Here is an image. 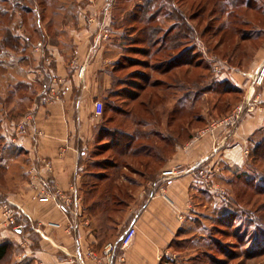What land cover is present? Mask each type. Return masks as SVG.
Masks as SVG:
<instances>
[{"label": "crops", "instance_id": "obj_1", "mask_svg": "<svg viewBox=\"0 0 264 264\" xmlns=\"http://www.w3.org/2000/svg\"><path fill=\"white\" fill-rule=\"evenodd\" d=\"M79 9L85 23L68 27L67 36L58 40L61 45H33L31 66L27 57L21 56L22 69L15 78L29 86L23 95L32 90L31 99L26 98L29 104L14 102L8 113H4V105L0 111V244L22 247L24 252L16 259L30 256L35 264H178L166 259L175 240L193 229L204 213L208 216L210 207L220 206L223 193L231 188L229 182L246 175L250 149L257 139L264 138V83L251 88L247 79L245 88L241 87L240 105L178 146L163 170L179 168L180 172L169 180L162 178L159 188H152L155 194L151 197L144 190L136 193L130 206L121 211L123 221L116 235L106 233L105 227H110L106 214L92 215L87 207L80 213L78 232H73L72 218L38 195L30 171L38 169L67 197L75 195L81 207L87 204L81 194L93 172L83 164L84 159L96 155L97 146L107 142L101 136L107 131L103 116L95 114L94 105L114 91L110 68L115 46L106 35L92 51L95 28L88 20L102 8ZM104 23L109 25L108 17ZM87 56L89 63L81 81L72 61L77 58L82 63ZM13 95L18 97L19 92L12 91L9 99ZM167 123L168 118L162 123L166 132ZM200 172L210 174L213 190L203 184ZM204 194L208 196L205 203L201 201ZM4 208L14 210L17 228L6 225ZM131 226L136 230L132 242L124 248L118 246L109 263L105 246L117 243ZM29 234L37 239H26Z\"/></svg>", "mask_w": 264, "mask_h": 264}, {"label": "rangeland", "instance_id": "obj_2", "mask_svg": "<svg viewBox=\"0 0 264 264\" xmlns=\"http://www.w3.org/2000/svg\"><path fill=\"white\" fill-rule=\"evenodd\" d=\"M146 2L147 0H0V58L2 55H7L8 59L5 60L20 70L22 69V65H20L21 56L25 55L27 65L31 66L34 64L30 55L33 45L37 46L38 44L40 48L47 45L48 42L55 45L61 37L64 39L68 27L69 29L78 28L79 21L85 23L83 19H80V17H84V13H80L79 8L83 10L102 8L101 13L95 14L88 20V24H94L95 30L97 29V31L94 30L92 36V51L97 49L98 43L105 40L104 38L108 35L113 44L116 43L119 46L114 45L113 54L122 67L115 74L117 85L114 94L112 93L105 100L99 102L104 106L108 104L112 108L117 107L123 110L129 108L130 110V106L126 107L129 100L126 93L128 88L134 83L152 86L153 81L159 78L157 67H159L160 61L164 59L161 54L154 57L153 53L157 47H152L150 43L153 38L160 39L161 35L154 36L152 34L150 36L149 33H140V30L144 28L142 22L147 23L157 7H163L162 14L151 24L154 26L153 29L160 28L167 32L175 24V14L172 10L180 11L183 18H187L186 25H181L180 29L185 30L186 26H189L194 34L192 37L190 36V42L184 37L187 44L185 46L189 51L188 57L190 56L189 58L200 68L195 70L189 78L186 77L185 79L181 75L180 80H182L183 88L178 93L175 92V87L166 93L165 89H161V94H156L153 91L155 94L152 96L154 104L150 106L149 115L141 110L139 111L141 115L138 112L137 115L152 120L150 123H154L156 126L151 129L166 138L167 132L164 129L166 127L163 128L162 126L163 121L167 120L170 112L174 116L173 108L179 98H187L188 101L181 103L182 110L179 113L181 125L178 127L177 123H172L171 133L176 136L181 133V140L188 143L206 125L222 119L221 115L230 113L235 106L241 104L240 91L241 87L245 88L247 79L251 88L259 87L253 85L252 76L264 65V0H193L188 2L186 0H171L170 4L157 0L151 2V9L147 7ZM194 2L195 8H188V5H192ZM197 3L200 8H196ZM204 8H208L207 12L204 11ZM230 15H232V22L237 18L238 24L235 27L239 34L235 36L236 39L231 36L230 31H227L232 26L231 22L227 21ZM134 16L138 17L136 21H133ZM107 17L109 25L106 26L104 21ZM207 28L208 31H206ZM223 30L227 32L225 44L217 50L219 38H216L215 35ZM9 33L20 38V45L23 50L28 48L27 52H24L25 54L22 49L16 53L5 49L2 40L7 39ZM243 34L251 36V41L241 43L237 51L233 53L236 41L242 38ZM27 38H30L31 41L26 42L25 39ZM108 38L107 40H109ZM58 44L61 45V42ZM136 50H142L145 53L138 54ZM88 63V56L82 63H79L77 58L72 61V69L81 81L84 80ZM81 68L84 69V73L79 77ZM161 79L165 80L169 87L173 86V79L170 81L166 77H161ZM2 82L0 81V83ZM3 83L4 87L8 81ZM36 88L39 90L40 86L36 84ZM24 92L25 90L20 91L18 97L13 95L11 99L9 97L4 99L5 96H3L1 103L5 106H3L5 114L9 112V106L14 105V102H18L19 106L29 104L30 101L27 102L26 98L31 99L32 90H28L26 95H23ZM218 92L221 93V101L217 106L215 103L218 99ZM3 94L5 92H1L0 96ZM27 94L28 97H26ZM115 94L120 97H113ZM151 94L152 90L149 89L144 97L149 100ZM196 95L198 98L194 101ZM192 104L195 105L192 109L193 114L190 115V117L193 116V120L189 123L186 109ZM213 106H216L214 110L212 109ZM110 116H116L117 122L107 125L108 130L111 132L130 130L127 128L126 122L129 120L130 123V118L126 119L125 116L114 115L109 110L106 117ZM140 128L142 131L146 130L144 127ZM162 131L164 132L162 133ZM188 137L190 139H187ZM157 146L163 147V143L159 142ZM177 149L178 146H175V152L171 153L165 162L162 161V158L156 159L154 171V167L146 169L140 165V162L132 158H116L110 152L102 155H98V153L91 155L84 159L83 165L85 170L89 172H98L99 169L92 164H103L104 161L115 164L117 161V164L123 168L119 174L121 173L124 175L123 177H127L134 184L130 186L131 193L135 195L144 190L145 195L151 197L155 194L152 188L154 190L159 188L161 179L164 180L167 173L176 174L180 172L179 168L163 170L166 163L173 160ZM253 160L250 159L247 163L246 178L231 181L234 186L231 189L227 188L223 193L225 200L223 199L220 206L210 207L207 212L208 216L204 213L192 225L193 229L187 233H182L180 235L182 238L179 236L175 240L173 248L166 256L168 261L178 264H264V160ZM151 172L153 173L151 174ZM245 179L246 188L242 183V180ZM88 181L89 179H86V182ZM148 184H150V188L147 186ZM205 194L201 198L204 203L208 199ZM84 196L85 190L83 189L81 197ZM116 199L127 200L124 196ZM87 205L84 204L81 207L80 204V213L89 206ZM124 208L123 206L116 207V212L107 211L104 213L112 215V218H109L110 227H105L108 236L116 235L115 231L123 221V213L120 211L126 210ZM204 211L206 210L204 209ZM28 228L26 227V230ZM29 235L26 239L28 237L33 240L37 239L36 235ZM13 252L12 264H35L30 256L24 257L21 261L16 259L15 256H19L20 253L23 254L22 247L13 249Z\"/></svg>", "mask_w": 264, "mask_h": 264}, {"label": "trees", "instance_id": "obj_3", "mask_svg": "<svg viewBox=\"0 0 264 264\" xmlns=\"http://www.w3.org/2000/svg\"><path fill=\"white\" fill-rule=\"evenodd\" d=\"M152 1H157V0H149V1L147 0L146 2L147 7L150 9L152 6L151 4ZM162 1H165L169 4L171 2V0H161V2ZM188 1H193V0H186V2ZM197 7L200 8V5L198 3L196 4V8ZM162 8L163 7L158 6L157 9L149 17L147 23L144 21L142 22L144 28L140 30V33H149L150 36L152 34L154 36L161 35L160 39L153 38L152 40H150L152 47H157V49L153 53L154 57L161 54L164 58L163 60L160 61L159 67H157L159 71L158 74L159 78L154 80L152 86L150 87L148 85H141L137 83H134L133 85L131 84V86L128 88V91L126 92L127 97L129 99L126 104V107L130 106V110L129 108L128 110H123L117 107L112 108L108 106V104H106V106L103 105V113L101 116H103L104 124L106 126L107 131H105L106 133L102 134L101 136L105 138L107 142L105 144H102L101 146H97L99 148H96L95 150V154L98 153V155H102L103 153L110 152L112 153V156L116 158H120V159L132 158L140 162V165L146 169H151L150 167H154L153 171L155 169L154 164H156V159L159 160L162 158V161L165 162L167 158L171 156V153L173 154L175 152V146H182L183 144L186 143L185 140L184 141L181 140L180 138L181 133L177 136L171 133V124L177 123L178 127H180L181 123L179 120L180 119L179 113L182 110L181 103L182 101L186 102L188 100L187 98L186 99L179 98L176 101L175 107L173 108L174 116L172 115L171 112L168 114L166 138L161 134H159L158 132L152 130L151 128H155L156 125L154 123L153 124L150 123L152 120H148L144 116H139L141 115L139 111L140 110L144 111L147 115H149L150 106H152L151 104H154L152 99V96L155 95L154 92L156 94L157 93L161 94V89H165V93H166L170 91L173 87H175L174 90L175 92L178 93L179 91H181V88H183L181 85L182 80H180L181 75H183L185 79L186 77L189 78L193 75V72L195 70L200 68L198 64H195V62L191 58H189L190 56L188 57L189 51L185 46L187 44L184 41V39L186 38L187 41L190 42V36L192 37L194 34L193 31L189 28V26H186L185 30L182 28L180 29L181 25H186L187 22V18L184 19L180 11L176 12L172 10V12L175 14V24L167 32L162 31L160 28L153 29L154 26H152L151 23L157 20L159 16L162 14V11L164 9ZM188 8H195V2L192 5H188ZM207 10L208 8H204L205 12H207ZM231 16L232 15L228 16L227 21L231 22L232 26H230L227 31L228 32L230 31L229 33H231V36L235 38V36L239 34L238 29H236L235 27L237 26L238 22H237V18L232 22ZM137 19H138L137 16L133 17V21H136ZM206 31H208V28L206 29ZM226 36H227V32H224V30L219 31V33L217 32V34L215 35L216 38H219L218 45L216 46L217 50L222 48V46H224ZM250 37L251 36L249 35L243 34L242 38L236 41L235 44L236 47L235 48L233 47V53L237 51V48L239 45H241V43L243 44L245 42L251 41ZM25 41L30 42L31 40L30 38H27L25 39ZM2 44L5 47V49L13 53L18 52L21 49L23 50V47L20 45L21 44L20 38L14 37L10 33L7 39L2 40ZM114 45L117 44L115 43ZM27 49L28 48H26L22 52L23 53L27 52ZM137 53L143 54L145 52L139 50ZM174 53L177 54L174 55ZM5 59H8L7 55H2V57L0 58V67H1L0 69L2 70V72L0 73V81L3 82L8 81V84L7 85L5 84V86L3 87L4 83L3 82L0 83V86L2 84V87H0V93L5 92L6 94L0 96V111H2L1 109L3 107L1 103V99H3V96H5L4 99H6L7 97H10L11 92L14 90L20 92L29 89V86L27 84L16 81L15 75L18 72H20V70L18 69V67L13 66V64L7 62V60ZM121 67H122L121 64H119L118 61L114 58L110 68V71H112V74L114 75V79H115L114 81L115 87L113 89L114 91L117 85L115 74L119 71L118 69H120ZM157 69H155V71H157ZM161 77H166L168 81H170V79L171 80L173 79L174 81L172 84L173 86L169 87V85L165 82V80H162ZM149 89L152 90V94L151 97L149 96L150 97L149 100H147L144 97V94L147 93ZM157 89L159 90L158 92ZM114 91H112V93ZM112 93L110 95H112ZM217 94H218V99L215 104L218 106L219 105L218 103L221 101V93L218 92ZM113 97H120V96H118V94H115ZM197 98H198L197 95L194 96V101H196ZM194 107L195 105L192 104L190 107H188V109H186L187 115L189 116L188 118L190 120L189 123H191L193 120V116L190 117V115L193 114L192 109H194ZM215 108L216 106H213L212 109L214 110ZM109 110L112 113H114V115L125 116L126 119L130 118L131 120L130 123L129 120H126V122H127V128H130L131 131L130 130H129L130 132L125 131L124 129V130H114L111 132L110 130H108L107 125L115 124L117 122L116 116H110L108 118L106 117V114ZM124 111H127V113H124ZM137 112L139 113V115H137ZM228 113L229 112L221 115L222 118L223 116L225 117ZM140 127H144L146 128V130L142 131L140 130L141 129ZM187 139H190V137H188ZM155 140L157 141L154 142ZM159 142L163 143V147L157 146V143ZM253 146L254 149L252 148L250 149L248 155V161H250V159L251 161L253 159H254L253 161H255L256 159L264 160V138L257 139V141L254 143ZM92 165L99 170L98 172L91 173V175L88 176L90 180L84 184L83 189L85 190V198H86L85 200L89 205V206L87 205L88 206L87 212H89L92 215H98L101 213H105L107 211L114 212L116 210V207L123 206L125 207L124 209H127L130 206V204L133 202L134 195L130 191V186H133L134 184L131 181H129L127 177H123L124 175H122L121 173L119 174V171H121V169L123 168H121L119 164H117V161H115V164L104 161L103 164L95 163ZM152 173L153 172H151V174ZM239 178H246V175L245 176L241 175L237 177V179L236 178L234 179L238 180ZM231 181L228 182L231 183L230 185L231 187H233L234 183ZM242 183L245 185L246 188V179L242 180ZM122 196L126 197L128 201L116 199V198L120 199ZM230 198L232 199V197ZM110 202L114 204H111ZM233 205H235V203H233ZM106 215H107V219L111 218L110 216H112L110 214H106ZM13 259H14V252L11 244L8 242L1 243L0 264H11L13 262Z\"/></svg>", "mask_w": 264, "mask_h": 264}, {"label": "built area", "instance_id": "obj_4", "mask_svg": "<svg viewBox=\"0 0 264 264\" xmlns=\"http://www.w3.org/2000/svg\"><path fill=\"white\" fill-rule=\"evenodd\" d=\"M84 73V69L81 68L79 70V77H81ZM252 83L254 86H262L264 83V65L261 66L255 74L252 76ZM94 109L96 112V115L101 116L103 113V104L101 102H96L94 105ZM21 130H24L23 126L21 127ZM200 174L203 176V184L208 187L212 188V180L210 177V174L207 172H200ZM30 176L32 181L38 185V195L41 198L48 199L52 202V204L66 217H69L71 220V229L73 232H78V219L80 216V200L79 198H76L74 195V198L67 197L64 192L59 190L55 185H53L50 180L40 174V171L36 168L31 169ZM177 173H167V176L164 178V180H169L173 177H176ZM218 192L220 191L218 188L216 189ZM74 191V190H73ZM220 194L222 192L220 191ZM224 196V194H223ZM225 200V198H223ZM5 223L7 226H12L14 228H17L16 226V218H15V212L14 210L10 208H5L2 213ZM136 234V230L133 226L129 227V229L125 232L123 236H121L117 243H109L105 246V251L108 255V261L111 262L112 254L115 251V249L120 246L121 248H124L128 246L134 236ZM76 259L78 261L81 260L80 254L76 252ZM76 260V261H77ZM77 261V262H78Z\"/></svg>", "mask_w": 264, "mask_h": 264}]
</instances>
